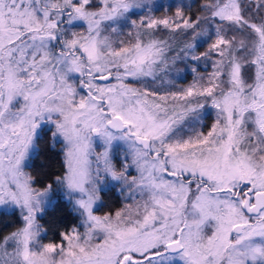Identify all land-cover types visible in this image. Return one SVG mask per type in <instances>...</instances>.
<instances>
[{
  "label": "snow or ice",
  "instance_id": "obj_1",
  "mask_svg": "<svg viewBox=\"0 0 264 264\" xmlns=\"http://www.w3.org/2000/svg\"><path fill=\"white\" fill-rule=\"evenodd\" d=\"M0 264H264V0H0Z\"/></svg>",
  "mask_w": 264,
  "mask_h": 264
},
{
  "label": "trees",
  "instance_id": "obj_2",
  "mask_svg": "<svg viewBox=\"0 0 264 264\" xmlns=\"http://www.w3.org/2000/svg\"><path fill=\"white\" fill-rule=\"evenodd\" d=\"M111 202H112L113 205L115 204V202H116V197H115V195L112 196V200H111Z\"/></svg>",
  "mask_w": 264,
  "mask_h": 264
}]
</instances>
